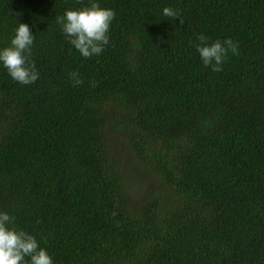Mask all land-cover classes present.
<instances>
[{
    "label": "trees",
    "instance_id": "obj_1",
    "mask_svg": "<svg viewBox=\"0 0 264 264\" xmlns=\"http://www.w3.org/2000/svg\"><path fill=\"white\" fill-rule=\"evenodd\" d=\"M96 2L115 18L84 58L59 18L91 0H0V49L27 24L39 72L0 63L9 227L53 264H264V0ZM199 35L238 54L213 72Z\"/></svg>",
    "mask_w": 264,
    "mask_h": 264
},
{
    "label": "clouds",
    "instance_id": "obj_2",
    "mask_svg": "<svg viewBox=\"0 0 264 264\" xmlns=\"http://www.w3.org/2000/svg\"><path fill=\"white\" fill-rule=\"evenodd\" d=\"M166 18L179 17L180 24L184 21L178 11L170 7L163 9ZM115 18L112 9L101 7L96 0L90 5L79 9L66 10L59 18L62 31L69 42L84 58H90L103 52L109 44V29ZM199 44L196 45L203 64L213 72H221L222 64L229 51L238 54V45L231 38L223 41L217 39L209 42V38L199 35ZM34 36L25 23H19L10 45L0 49V63L7 69L11 78L23 85L34 84L39 72L32 60V45ZM73 86L83 83L78 72L70 73ZM93 87L95 83L93 82ZM115 216V213H113ZM13 218L7 212H0V264H53V260L46 249L39 247L36 238L24 231L9 227ZM30 258V259H26Z\"/></svg>",
    "mask_w": 264,
    "mask_h": 264
}]
</instances>
